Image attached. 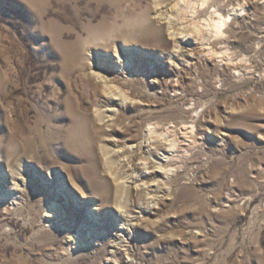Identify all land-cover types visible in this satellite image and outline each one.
I'll return each mask as SVG.
<instances>
[{
  "label": "rangeland",
  "instance_id": "1",
  "mask_svg": "<svg viewBox=\"0 0 264 264\" xmlns=\"http://www.w3.org/2000/svg\"><path fill=\"white\" fill-rule=\"evenodd\" d=\"M175 5L0 0V264H121L105 250L128 246L131 264H264V0ZM219 17L221 34L200 42L208 55L184 66V26ZM115 54L135 68L116 84L143 101L118 110L121 147L145 121L192 126L173 171L144 179L158 183L155 200L116 191L98 126H85L103 105L87 86L94 56Z\"/></svg>",
  "mask_w": 264,
  "mask_h": 264
},
{
  "label": "bare ground",
  "instance_id": "2",
  "mask_svg": "<svg viewBox=\"0 0 264 264\" xmlns=\"http://www.w3.org/2000/svg\"><path fill=\"white\" fill-rule=\"evenodd\" d=\"M26 1L28 2V4L33 6L35 10L43 8L46 3V0H26ZM205 1L206 0H175V4H176L175 6L180 5V6L188 7L193 4V6L196 7L198 6L203 7ZM196 7H192V9ZM227 18H230V16H228ZM224 23L225 20L219 17L218 21H214L210 19L207 25V29L198 28L197 26L198 24L195 25L193 24V26L191 27L189 25L184 26V29L186 28L185 29L186 33L191 35L188 38L186 37L185 40H189V38L192 37L189 43L188 42L186 43L188 46L187 49L190 53L187 55L188 59L183 60L184 66L188 67L194 63V60L196 59L195 56L196 53L203 54L205 56L209 52L210 49L208 50V48L204 47L203 46L204 44H201L200 42L206 39L205 35H208L209 33L208 31L212 32L215 35L221 34V28ZM142 34L147 38L151 36L153 33L149 31L147 32V34H144V32ZM155 35L159 37V39L161 38V35L159 34H155ZM169 36H171L170 37L171 39L174 38V34L172 35V33L171 34L169 33ZM78 48L76 47L72 51L73 59H78L80 56V51ZM114 57L116 59L113 60L107 57L103 59L100 56L98 57L94 56L95 63H93V65L90 66L91 67L90 72L89 74H87L88 77H90L88 78V80L89 81L93 80V82L90 81L91 85H87V86L88 87L90 86L95 92L97 89L101 88L100 93L98 95L101 97V101L103 105L99 106L98 104H96L97 109L95 111V115L93 118L90 117L89 115H86L85 126L89 127L90 129L94 124L98 126V131H99L98 136L101 137L100 150L104 156V161H105L104 165L108 167L106 173H108L110 177L113 179V182L116 183L117 185L116 191L119 190L118 186L120 187V189H122L125 192L129 191L131 188L136 192L143 191L146 197L155 200L160 195L158 196L157 194L156 195L153 194L156 189L153 190L152 187L156 186L158 183H156V181L149 182L144 179L146 178L147 175L157 176L159 174L165 177L169 174L170 171H173V168L170 167L175 165V163H178V158L180 157L179 154L182 153L184 149H187L190 146V144L195 141L194 135L192 133L193 131L192 126L190 125V123L163 124L160 121H150V120L147 122L145 121V123L143 124L144 126L142 125L143 127L140 128V130H136L135 134H133L134 130L130 131L131 135L133 136L130 135L129 138H127V140L133 143L130 142L131 143L130 146L126 145L124 147H121L118 144L119 141L117 137L118 134L125 133L122 125H124L125 118L123 119V117L126 113H122L121 111L118 110L119 109L123 110L125 107H130L133 103L143 104V101L139 97L130 95L128 91L129 88H127L126 86H120L116 84L117 81L116 79L120 77L121 79H125V80L131 78L132 76L131 70L135 68L132 65V61L130 63L128 59L123 58L120 54L118 55L115 54ZM170 89L172 92L176 93L177 92L176 84L171 85ZM114 107H118V109H115ZM94 120H96V122ZM131 123L132 124L131 126H129V128L133 127L134 125L132 121ZM124 135L127 136V134ZM98 136L93 134L92 135L93 140L95 139V137ZM90 143H93V141H90ZM144 147H147L148 154L153 156V158L150 156L145 158L138 157V154L140 153V149ZM189 148H192V146ZM153 149L156 152L152 153ZM113 158L117 159V162L119 163L118 165H121L123 171H125V169H127L126 171L130 170L129 174L127 173V175L122 177L120 173L113 171L112 170ZM135 169H141L139 175H137ZM126 176L128 177L126 178ZM139 176H141V178H138ZM129 183H133L132 184L133 186L130 185ZM122 196H124V194ZM12 199L15 200L17 199V197H10L6 201ZM118 211L120 210L118 209ZM122 212L125 213L126 210L120 211L119 215L127 219V217H129L128 212H126L127 214L125 216ZM128 249L129 246L122 250L117 247L113 251L105 250V253L111 255L114 261H119L121 264H131L132 263V259L130 257L131 254L128 253ZM118 250L125 252L126 261L125 260L120 261L121 260L120 258L118 260V256L120 254V251Z\"/></svg>",
  "mask_w": 264,
  "mask_h": 264
}]
</instances>
